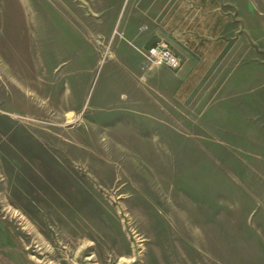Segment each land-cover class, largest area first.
Instances as JSON below:
<instances>
[{"label": "rangeland", "instance_id": "374dc122", "mask_svg": "<svg viewBox=\"0 0 264 264\" xmlns=\"http://www.w3.org/2000/svg\"><path fill=\"white\" fill-rule=\"evenodd\" d=\"M174 1L0 0V264H264V0L209 65Z\"/></svg>", "mask_w": 264, "mask_h": 264}, {"label": "crops", "instance_id": "0c3cea01", "mask_svg": "<svg viewBox=\"0 0 264 264\" xmlns=\"http://www.w3.org/2000/svg\"><path fill=\"white\" fill-rule=\"evenodd\" d=\"M227 22L219 0H175L163 25L185 54L209 65L223 48Z\"/></svg>", "mask_w": 264, "mask_h": 264}, {"label": "built area", "instance_id": "2783aa9c", "mask_svg": "<svg viewBox=\"0 0 264 264\" xmlns=\"http://www.w3.org/2000/svg\"><path fill=\"white\" fill-rule=\"evenodd\" d=\"M144 56L151 65L156 67H166L174 71L180 66L179 59L162 46H152L146 49Z\"/></svg>", "mask_w": 264, "mask_h": 264}]
</instances>
